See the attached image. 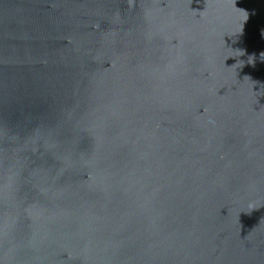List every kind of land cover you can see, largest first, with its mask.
I'll return each mask as SVG.
<instances>
[{"label":"water","instance_id":"1","mask_svg":"<svg viewBox=\"0 0 264 264\" xmlns=\"http://www.w3.org/2000/svg\"><path fill=\"white\" fill-rule=\"evenodd\" d=\"M0 264H264V0H0Z\"/></svg>","mask_w":264,"mask_h":264}]
</instances>
